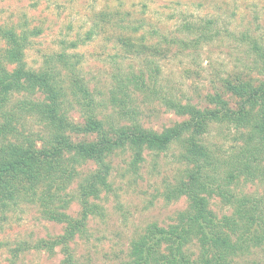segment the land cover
<instances>
[{
  "label": "rangeland",
  "instance_id": "1",
  "mask_svg": "<svg viewBox=\"0 0 264 264\" xmlns=\"http://www.w3.org/2000/svg\"><path fill=\"white\" fill-rule=\"evenodd\" d=\"M0 27L28 36L23 48L27 68L57 66L67 85L72 75L59 55H68L99 104L98 117L106 130L112 125L137 123L160 133L187 119L175 110V104L211 110L221 108V99L237 110L247 107L250 97L264 85V0H0ZM6 48L0 38V58ZM149 61L157 68L155 92L131 87L136 113L111 103L117 74L137 76L143 70L152 86ZM29 93H35L31 96L34 101L44 97ZM29 96L14 94L12 107ZM73 102L71 120L82 124L84 106ZM261 102L259 98L248 106L252 113L260 109ZM17 113L23 131L42 128L38 116ZM239 130L227 122H212L204 135L219 159L221 176L226 174L225 163L245 145ZM185 152L184 143L178 141L165 152L144 150L137 165L135 151L129 146L106 155L111 190L102 191L96 203L103 210L92 214L85 231L78 232L69 244L75 264H125L131 242L148 225L165 228L175 223L177 215L188 208V201L185 197L171 199L167 193L187 178L190 166L183 157ZM96 168L92 160L75 168L77 176L67 188L75 197L69 215L80 213L76 195ZM263 169L264 159L259 170ZM232 188L240 196L264 199V173L256 171L250 181L241 180ZM210 205L219 216L231 212L220 198H212ZM65 227L44 218L38 205L0 212V264H63L66 255L61 247L53 254L31 251L19 259L12 255L20 242L51 239L62 235ZM260 233H264V224ZM186 252L191 259L198 255L194 244L187 245ZM229 264H264V239L252 242L247 252L232 257Z\"/></svg>",
  "mask_w": 264,
  "mask_h": 264
},
{
  "label": "trees",
  "instance_id": "2",
  "mask_svg": "<svg viewBox=\"0 0 264 264\" xmlns=\"http://www.w3.org/2000/svg\"><path fill=\"white\" fill-rule=\"evenodd\" d=\"M0 38L7 45L0 58V212L38 205L44 218L66 225L60 236L34 243L20 242L13 250V258L19 259L31 251L53 254L55 248L61 247L66 255L63 264H75L69 244L78 232L85 231L87 219L103 210L96 203L102 191L111 190L106 155L129 146L135 151L134 165H137L144 150L165 152L178 141L184 143L183 157L190 168L186 180L170 188L167 196L185 197L188 208L165 228L155 223L148 225L131 242L130 257L125 264H229L232 257L247 252L252 242L264 239V233H260L264 224V199L240 196L232 188L241 180L250 181L256 171L264 173V169L259 170L264 159V85L254 98L250 97L249 107L259 98L262 100L255 113L248 106L233 110L221 99V108L211 110L175 104V110L187 119L163 132L146 130L137 123L130 127L112 125L106 130L104 121L98 117L99 104L77 75L68 55L61 54L59 58L71 72L69 85L57 66L27 68L23 48L29 42L28 36L0 27ZM154 63L148 62L152 86L147 84L143 70L137 76L115 75L110 102L136 113L131 87L155 92ZM29 91L42 93L44 97L34 101L31 96L35 93ZM24 92L30 96L12 107L13 95ZM70 96L75 104L84 106L82 124L71 120L69 108L74 102ZM18 111L38 116L42 128L23 131L24 126L17 122ZM212 122L232 124L245 137L241 151L225 163V176H221L219 159L204 140ZM88 160L94 161L97 168L80 186L76 198L81 211L73 217L69 215V205L75 197L67 188L77 176L75 168ZM214 197L230 207V214L219 216L212 211L210 200ZM193 244L198 255L191 259L186 246Z\"/></svg>",
  "mask_w": 264,
  "mask_h": 264
}]
</instances>
